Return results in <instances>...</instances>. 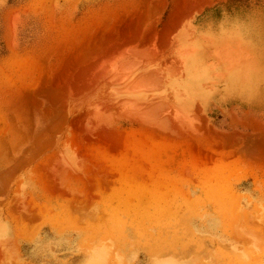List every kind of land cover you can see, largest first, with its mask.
<instances>
[{"label":"rangeland","instance_id":"obj_1","mask_svg":"<svg viewBox=\"0 0 264 264\" xmlns=\"http://www.w3.org/2000/svg\"><path fill=\"white\" fill-rule=\"evenodd\" d=\"M227 1L0 0V264H264V9Z\"/></svg>","mask_w":264,"mask_h":264},{"label":"crops","instance_id":"obj_2","mask_svg":"<svg viewBox=\"0 0 264 264\" xmlns=\"http://www.w3.org/2000/svg\"><path fill=\"white\" fill-rule=\"evenodd\" d=\"M72 94H77V93L72 92ZM91 96H92L91 93L85 92L84 96H79L77 98H71V97L67 98L65 101L66 103L62 105L63 106L65 105L66 107H70V108H72L75 104L83 106L91 101L92 98ZM87 110L89 109H85L83 112H80L79 117L77 116L75 120L77 121L80 120L87 113ZM68 121L70 122L71 129H73L75 126L73 119L72 120L68 119ZM85 125L90 126L91 122H87V123L85 122ZM70 138L71 137H68V135H66L65 140L61 139L58 142L59 145L54 150V152L50 154V156L51 155L54 156V154H59V153H67V154L69 153L72 154V156H75L77 158L80 157L81 159H84L86 161L85 167H86L87 175L94 174L93 168L94 166L97 165V162L95 161V157H97L98 154L100 155V158H104L105 160L109 159V135H106L105 138H100V139H97L96 137L91 138L89 136L85 137L84 140H82V137L81 138L73 137L71 139ZM61 143H63L64 146L61 145ZM93 154H96V156L94 157Z\"/></svg>","mask_w":264,"mask_h":264},{"label":"trees","instance_id":"obj_3","mask_svg":"<svg viewBox=\"0 0 264 264\" xmlns=\"http://www.w3.org/2000/svg\"><path fill=\"white\" fill-rule=\"evenodd\" d=\"M255 8H263L264 9V0H228L226 3H220L213 9L207 10L216 12V15H221L224 11L227 13L234 14L235 11H239L241 9H252Z\"/></svg>","mask_w":264,"mask_h":264}]
</instances>
